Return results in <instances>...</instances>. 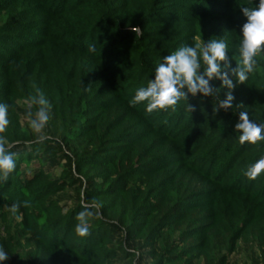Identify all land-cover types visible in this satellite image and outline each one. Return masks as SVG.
I'll return each instance as SVG.
<instances>
[{"label":"trees","instance_id":"1","mask_svg":"<svg viewBox=\"0 0 264 264\" xmlns=\"http://www.w3.org/2000/svg\"><path fill=\"white\" fill-rule=\"evenodd\" d=\"M6 1L0 0V103L8 105L4 135L17 159L0 183V212L21 216L25 262L107 264L122 255L151 264H225L246 235L264 246V173L255 181L245 175L264 158V142L241 145L235 128L240 111L264 123V58L245 84L231 77L228 112L214 111L218 100L200 95L174 113L148 114L144 104H129L163 57L194 46L197 35L224 39L236 67L246 22L241 7L259 0H14L5 11ZM211 84L225 98L228 89L219 80ZM37 89L50 105L43 141L21 129L13 102H27ZM57 141L74 172L51 179L41 155ZM80 184L74 207L49 199ZM93 200L101 207L89 220L90 234L80 237L76 217ZM114 229L146 253L109 248Z\"/></svg>","mask_w":264,"mask_h":264},{"label":"clouds","instance_id":"2","mask_svg":"<svg viewBox=\"0 0 264 264\" xmlns=\"http://www.w3.org/2000/svg\"><path fill=\"white\" fill-rule=\"evenodd\" d=\"M241 11L246 17L242 26V36L239 45L240 59L236 67L232 66L228 56V43L224 39H212L205 42L200 35L194 37V46L181 45L170 54L163 57L154 70V79H150L146 86L136 90L134 97L129 101L131 107L144 104L146 112H176L181 101H188L189 96L195 98L212 97L218 100V108L214 111L233 109V89L235 84L231 77H236L240 84L249 80V75L258 68V60L264 58V0H259L255 7L243 6ZM90 53L96 51L94 44L89 45ZM219 80L223 88H227L225 98H220L219 90L211 82ZM29 111L27 119L29 126L38 139H46L42 135L49 123V101L37 89V94L27 101ZM32 106H38L33 115ZM242 106V105H241ZM190 111L193 107L188 103ZM239 122L235 125L239 135V143L258 146L264 142V123L253 121L248 112L240 111ZM8 105L0 103V183L7 182L10 175L16 170L17 154L10 150L11 145L4 135L9 126ZM264 173V158L257 160L245 172L249 180H257ZM29 202L24 201L23 207L28 208ZM21 207L17 202L10 206V211L15 215ZM101 207L99 202L93 200L84 205V210L79 212L76 219L75 232L80 237L90 234L89 220L96 216L95 209ZM9 258L7 252L0 247V264Z\"/></svg>","mask_w":264,"mask_h":264},{"label":"rangeland","instance_id":"3","mask_svg":"<svg viewBox=\"0 0 264 264\" xmlns=\"http://www.w3.org/2000/svg\"><path fill=\"white\" fill-rule=\"evenodd\" d=\"M17 1V5L21 4V0ZM38 3L37 1L24 0L22 5H36ZM3 6L6 8L5 11H10L13 10L16 5L14 0H7ZM13 102L21 129L25 131L31 139L39 140L38 135L34 133L29 126V121L27 119V113L29 111L28 103L18 98L13 99ZM31 111L34 115L37 109L32 107ZM42 135L48 136L47 129L44 130ZM41 160L45 161L43 168L45 172L49 173L51 179L59 178L63 170L71 173L74 172L68 152L58 141L46 148L41 155ZM189 180L194 181L197 179H187L185 180V184H187ZM82 187L83 186L80 184L59 192L49 199L59 201L61 205L67 208L74 207L82 200ZM173 189L176 188L174 187ZM173 189H170V191H173ZM20 221L21 216L14 219L0 212V247H2L9 256L8 260L3 262V264H38L37 260H32L30 263L25 262V249L23 248L24 243L21 237L22 234L16 225L20 223ZM111 241L112 244L109 248L124 247L137 255L146 253L145 250L141 249V242L124 244V234L117 229L113 230ZM107 264H151V262L150 260L139 262L136 257L126 259L122 255H118ZM225 264H264V246L260 245L254 237L246 235L244 238L237 240L235 251L228 257Z\"/></svg>","mask_w":264,"mask_h":264}]
</instances>
